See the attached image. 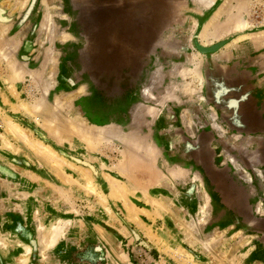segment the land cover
<instances>
[{
	"label": "rangeland",
	"instance_id": "374dc122",
	"mask_svg": "<svg viewBox=\"0 0 264 264\" xmlns=\"http://www.w3.org/2000/svg\"><path fill=\"white\" fill-rule=\"evenodd\" d=\"M74 2L0 0V264H264V0Z\"/></svg>",
	"mask_w": 264,
	"mask_h": 264
},
{
	"label": "bare ground",
	"instance_id": "6f19581e",
	"mask_svg": "<svg viewBox=\"0 0 264 264\" xmlns=\"http://www.w3.org/2000/svg\"><path fill=\"white\" fill-rule=\"evenodd\" d=\"M45 31H46V30H45ZM6 59H7V58H6ZM14 67H15V66H13V68H14ZM21 69H22V68H21ZM17 70H18V68H17ZM17 70H16V71H17ZM19 71H20V70H19ZM17 72H18V71H17ZM21 72H22V71H21ZM15 74H16V73H15ZM15 74H14V75H15ZM16 75H17V74H16ZM18 75H20V73H19ZM15 77H16V76H15ZM17 77H18V76H17ZM19 77H20V76H19ZM199 86H200V85H199ZM24 109H25V107H24ZM8 125L13 126L12 128H14V129L16 128V130L19 129V127H18L19 125H17V123H15V122H13V121H10V124H8ZM11 126H10V127H11ZM14 129H13V130H14ZM13 130H12V131H13ZM19 130H20V129H19ZM12 131H11V132H12ZM13 132H14V131H13ZM20 132H21V130H20ZM16 133H17V131H16ZM18 134H19V133H18ZM20 134H21V133H20ZM20 134H19V135H20ZM78 135H79V134H78ZM82 135H83V134H82ZM20 136H21V135H20ZM84 136H85V135H84ZM84 136H83V137H84ZM87 137H89V136H86V138H87ZM22 138H23V137H22ZM81 140H82V139H81ZM82 141H83V140H82ZM40 144H41V143H40ZM36 146H37V145H36ZM37 147H38V148L40 147V149H42V153H41V154H43L45 151H48L49 153L53 154L54 156L59 157V156L56 154V152H54L52 149H50V148H49L48 146H46V145L41 144L40 146H37ZM41 147H42V148H41ZM43 149H46V150L43 151ZM39 152H41V151H39ZM49 153H48V156H49ZM41 154H40V155H41ZM40 155H39V156H40ZM46 155H47V153H46L44 156L46 157ZM48 156H47V157H48ZM50 156H51V155H50ZM45 157H44V158H45ZM51 157H52V156H51ZM59 158H61V157H59ZM41 159H42V158H41ZM52 161H53V160H52ZM55 161H57V160L55 159ZM55 161H54L53 163H55ZM62 161H63V160H62ZM58 162H60V161H57V163H58ZM50 163H51V162H50ZM53 163H51V164H53ZM60 164H61V163H60ZM53 166H54V165H53ZM112 181H113V180H112ZM117 184H118V183H117ZM119 185H120V184H119ZM112 186H114V183H112ZM115 186H116V184H115ZM115 186H114V187H115ZM89 188H90V187H89ZM99 195H100V194H99ZM125 204H126V203H125ZM129 207H130V205H129ZM129 209H130V208H129ZM132 210H133V207H132ZM135 210H137V209H135ZM62 225H63V224H62ZM58 228H59V227H58ZM58 228H55V230H52V231H54V232L51 234V235H52L51 238H49L48 241L46 242V244H47L48 246L52 245L53 242H54V241L56 240V238L58 237V234H59L58 231L60 230V229L57 230ZM41 257H42V256H41Z\"/></svg>",
	"mask_w": 264,
	"mask_h": 264
},
{
	"label": "flooded vegetation",
	"instance_id": "af4514ba",
	"mask_svg": "<svg viewBox=\"0 0 264 264\" xmlns=\"http://www.w3.org/2000/svg\"><path fill=\"white\" fill-rule=\"evenodd\" d=\"M67 1H69L70 4H75L74 0H67ZM87 4H90V5H88L89 7L92 6V4L88 1H87ZM87 4H85L84 6H86ZM91 9L92 8H90V10L88 11V15L78 16V17H81L83 19V21L79 20V18L77 16L73 17L72 28H74V29H72V30H74L76 33H80L84 29H86V31H88L89 26H90V28L94 27V24L96 23L95 17L93 15H89L92 11ZM79 26H81V28Z\"/></svg>",
	"mask_w": 264,
	"mask_h": 264
},
{
	"label": "built area",
	"instance_id": "2783aa9c",
	"mask_svg": "<svg viewBox=\"0 0 264 264\" xmlns=\"http://www.w3.org/2000/svg\"><path fill=\"white\" fill-rule=\"evenodd\" d=\"M138 264H165V262L151 255L142 257V259L138 261Z\"/></svg>",
	"mask_w": 264,
	"mask_h": 264
}]
</instances>
